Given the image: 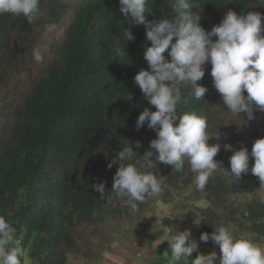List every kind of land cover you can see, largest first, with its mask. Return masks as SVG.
<instances>
[{"label":"trees","instance_id":"obj_1","mask_svg":"<svg viewBox=\"0 0 264 264\" xmlns=\"http://www.w3.org/2000/svg\"><path fill=\"white\" fill-rule=\"evenodd\" d=\"M188 11L201 13L205 30L221 22L229 11H255L264 17V0H189ZM147 20L170 14L168 0H147ZM40 18L0 15V216L16 228L30 264H97L112 244L126 240L153 207L175 211L196 221L195 239L202 232L227 225L237 238L264 242V203L259 179L251 172L237 181L231 174L233 149L264 136V112L236 115L226 109L213 87L210 64L198 81L207 88L196 100L191 87L182 88L178 115L195 112L208 121V132L218 131L221 163L204 191L195 188V173L187 162L181 172L158 164L152 171L163 181L158 197L147 199L132 212L111 190L118 163L107 164L117 151L139 140L147 150L155 131L135 121L145 107L134 75L147 68L143 52L144 25L130 28L119 12V0H40ZM56 30L46 33V26ZM264 25V18H262ZM133 39L127 40L128 30ZM216 39V37H213ZM39 50L43 60L37 62ZM167 57V53L164 54ZM130 96V99L128 98ZM250 157V167L252 164ZM105 182L103 197L93 184ZM180 231V230H179ZM193 253L190 260L195 257Z\"/></svg>","mask_w":264,"mask_h":264},{"label":"clouds","instance_id":"obj_2","mask_svg":"<svg viewBox=\"0 0 264 264\" xmlns=\"http://www.w3.org/2000/svg\"><path fill=\"white\" fill-rule=\"evenodd\" d=\"M168 2L170 14L149 21L145 17L150 12L147 0H119V12L129 28L144 25L145 38L151 42L143 52L147 68L140 69L133 80L155 110L145 107L135 121V128L139 131L146 123L156 137L142 153L135 150L142 147L139 140L130 142L125 138V146L107 164L111 169L118 163L111 190L133 213L138 211L139 204L162 193L163 181L152 171L158 164L181 172L187 162L196 174L198 191L205 190L221 167L214 159L220 143H208L212 137L219 141L218 131L210 135L207 119L195 112L178 115L183 87L190 86L196 100L203 99L207 92L198 83L205 75L206 64L211 65L213 87L227 110L236 115L246 114L249 121L255 118L256 111L264 112V17L261 13L237 14L229 10L219 24L205 30L199 23L201 13L188 11L189 0ZM4 14L23 16L28 23H34L40 18V0H0V15ZM55 30V24L46 26V33ZM127 30V40L133 39ZM43 58L39 50L34 52L37 62ZM224 148L232 151L229 164L233 178L238 181L251 172L264 188V136L254 140L250 151L246 146L233 149L231 144H225ZM93 190L103 197L105 182L94 183ZM260 202L264 203V191L260 193ZM199 239L211 240L218 246L219 257L216 251L201 253L190 229L176 230L167 240L169 264H215L217 259L219 264H264V247L250 238H237L230 226L214 227L212 233L202 232ZM193 253L195 257L189 260ZM24 255L16 228L0 216V264H22Z\"/></svg>","mask_w":264,"mask_h":264},{"label":"crops","instance_id":"obj_3","mask_svg":"<svg viewBox=\"0 0 264 264\" xmlns=\"http://www.w3.org/2000/svg\"><path fill=\"white\" fill-rule=\"evenodd\" d=\"M170 213L169 208L159 205L155 211L153 210L147 220L138 225L137 230L130 233V236L133 235L132 237L127 235L126 239H131V242L124 240L112 244L111 248L102 254L97 264H169L170 248L167 240H170L171 234L168 228V221H165L167 224V230L165 231L157 225V222L160 218L169 217ZM181 217H183V219L181 218L183 220L182 230L190 229L192 237L195 239L197 222L187 221L185 211ZM154 228L161 229L154 230ZM161 240L164 241L158 244ZM260 246L264 247V242ZM142 248L146 249V254L142 251ZM198 249L204 254L211 251H216L218 257L220 254L219 247L216 245H198ZM215 264H219L218 259Z\"/></svg>","mask_w":264,"mask_h":264},{"label":"rangeland","instance_id":"obj_4","mask_svg":"<svg viewBox=\"0 0 264 264\" xmlns=\"http://www.w3.org/2000/svg\"><path fill=\"white\" fill-rule=\"evenodd\" d=\"M153 210L155 211L156 208H155V207L151 208V209L146 213V215L140 220L139 223H141V222L147 220L148 217H150V215L152 214ZM183 212H184V211L181 210V209H178V210L175 211V215L179 213V215L177 216V223H175V225L179 228L180 231H183V230H182V227H183V220H181V218L183 219V217H181ZM166 220H167V221H170V217L160 218L159 221L157 222V225H159V227H161L164 231L167 230V224L165 223ZM184 220H185V219H184ZM186 220H187V219H186ZM196 228H197V225H196ZM131 232H132V231H129V233H128V237H132V236H133V235L130 236V233H131ZM160 234H162V233H160ZM126 240H127V242H131V239H129V238H127ZM197 242H198V241H197ZM198 245L200 246V245H202V244L198 242ZM142 251H144L145 254L147 253V252H145V251H146L145 248H142ZM24 264H30V263H29V260H28V259H25V263H24Z\"/></svg>","mask_w":264,"mask_h":264}]
</instances>
